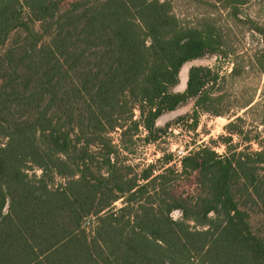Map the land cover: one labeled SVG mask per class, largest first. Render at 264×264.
Here are the masks:
<instances>
[{
  "label": "trees",
  "instance_id": "1",
  "mask_svg": "<svg viewBox=\"0 0 264 264\" xmlns=\"http://www.w3.org/2000/svg\"><path fill=\"white\" fill-rule=\"evenodd\" d=\"M204 26L171 0H0V264H264V136L240 149L242 116L222 154L130 158L190 99L176 122L222 114L211 67L182 77L223 46Z\"/></svg>",
  "mask_w": 264,
  "mask_h": 264
},
{
  "label": "rangeland",
  "instance_id": "2",
  "mask_svg": "<svg viewBox=\"0 0 264 264\" xmlns=\"http://www.w3.org/2000/svg\"><path fill=\"white\" fill-rule=\"evenodd\" d=\"M171 1L174 11L185 24H204L208 30H214L221 35L223 46L214 53L187 62L182 77L192 66L211 67L218 77L209 84L208 90L214 97L219 98L215 108L222 114L203 112L200 114L198 126L193 129L192 119L176 122L179 116L191 112L193 99L176 110L165 113L157 120L156 125L164 128L166 132L162 133L156 142L146 143L139 139L134 145L130 158L140 166L159 159L157 163L160 167L164 164L160 160L164 154H177L180 148L189 151L203 143L213 147L220 154L224 153L226 146L220 136L228 134L226 125L237 116L243 118L236 127L242 129L243 133L234 135L233 142L238 143L240 149L249 145L247 136L254 138L258 132L264 136V72L256 60L264 50V0H243L236 4L230 0ZM258 50L260 53H257ZM183 86V83H179L176 90L183 91ZM251 99L252 104L245 107V103ZM257 102L260 103L259 107L249 109ZM117 137L118 135L114 134V138ZM252 146L256 148L258 145L253 141ZM172 164L179 168L177 162ZM116 204L120 205L121 202ZM181 215L178 209L172 212L175 219ZM252 224L255 230L264 232L262 214L255 212Z\"/></svg>",
  "mask_w": 264,
  "mask_h": 264
},
{
  "label": "built area",
  "instance_id": "3",
  "mask_svg": "<svg viewBox=\"0 0 264 264\" xmlns=\"http://www.w3.org/2000/svg\"><path fill=\"white\" fill-rule=\"evenodd\" d=\"M186 153H188L187 150H185L184 148H180L176 154V162L177 165L180 166L181 165V157L184 156Z\"/></svg>",
  "mask_w": 264,
  "mask_h": 264
}]
</instances>
